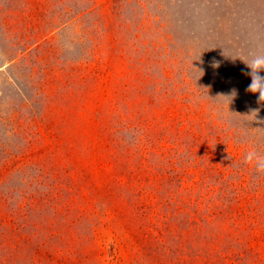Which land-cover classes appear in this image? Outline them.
Segmentation results:
<instances>
[{"label":"rangeland","instance_id":"1","mask_svg":"<svg viewBox=\"0 0 264 264\" xmlns=\"http://www.w3.org/2000/svg\"><path fill=\"white\" fill-rule=\"evenodd\" d=\"M258 54L264 0H0V264H264Z\"/></svg>","mask_w":264,"mask_h":264},{"label":"clouds","instance_id":"2","mask_svg":"<svg viewBox=\"0 0 264 264\" xmlns=\"http://www.w3.org/2000/svg\"><path fill=\"white\" fill-rule=\"evenodd\" d=\"M247 65L251 69L250 74L252 76V83L250 84L249 90L253 93L258 92L260 99H262L264 98V77H261L259 73L264 70V54L254 56ZM254 160L257 170L264 171V158L259 157L253 151L248 152L245 156V162L252 163Z\"/></svg>","mask_w":264,"mask_h":264}]
</instances>
